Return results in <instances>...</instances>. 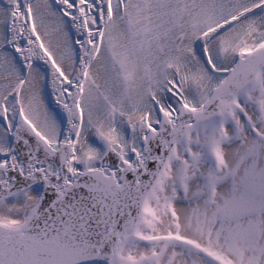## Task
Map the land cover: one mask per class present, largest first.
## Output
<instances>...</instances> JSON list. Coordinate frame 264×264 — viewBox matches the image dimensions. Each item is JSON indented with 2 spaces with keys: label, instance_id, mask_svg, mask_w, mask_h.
Wrapping results in <instances>:
<instances>
[{
  "label": "snow or ice",
  "instance_id": "1",
  "mask_svg": "<svg viewBox=\"0 0 264 264\" xmlns=\"http://www.w3.org/2000/svg\"><path fill=\"white\" fill-rule=\"evenodd\" d=\"M0 264H264V0H0Z\"/></svg>",
  "mask_w": 264,
  "mask_h": 264
}]
</instances>
